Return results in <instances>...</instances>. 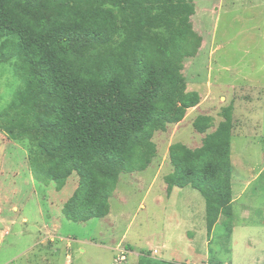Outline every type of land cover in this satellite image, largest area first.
Listing matches in <instances>:
<instances>
[{
    "label": "trees",
    "instance_id": "1",
    "mask_svg": "<svg viewBox=\"0 0 264 264\" xmlns=\"http://www.w3.org/2000/svg\"><path fill=\"white\" fill-rule=\"evenodd\" d=\"M194 14L193 0H0V60L14 62L22 83L0 110V129L36 146L49 180L78 175L67 219L107 216L120 175L145 170L156 132L200 104L183 74L203 42ZM222 115L201 147L170 146L165 178L169 193L190 186L205 198L210 243L222 217L226 242L233 230V105ZM212 122L200 115L194 127L205 133ZM139 264L186 263L149 251Z\"/></svg>",
    "mask_w": 264,
    "mask_h": 264
},
{
    "label": "rangeland",
    "instance_id": "2",
    "mask_svg": "<svg viewBox=\"0 0 264 264\" xmlns=\"http://www.w3.org/2000/svg\"><path fill=\"white\" fill-rule=\"evenodd\" d=\"M193 2L191 22L203 42L196 57L185 59L183 74L201 102L182 122L156 132L157 152L145 170L120 175L107 216L67 219L62 209L78 175L63 185L49 180L36 146L0 129V264H139L149 251L186 264H208L211 256L223 264H264V0ZM21 84L14 62L0 60V110ZM231 104L233 230L226 242L222 217L210 243L202 194L190 186L167 190L169 149L201 147ZM200 115L213 119L205 133L194 127ZM121 251L127 259L120 263Z\"/></svg>",
    "mask_w": 264,
    "mask_h": 264
},
{
    "label": "built area",
    "instance_id": "3",
    "mask_svg": "<svg viewBox=\"0 0 264 264\" xmlns=\"http://www.w3.org/2000/svg\"><path fill=\"white\" fill-rule=\"evenodd\" d=\"M126 260V252L125 251H121V255L117 258L118 262H122Z\"/></svg>",
    "mask_w": 264,
    "mask_h": 264
},
{
    "label": "crops",
    "instance_id": "4",
    "mask_svg": "<svg viewBox=\"0 0 264 264\" xmlns=\"http://www.w3.org/2000/svg\"><path fill=\"white\" fill-rule=\"evenodd\" d=\"M126 259H127V253H126Z\"/></svg>",
    "mask_w": 264,
    "mask_h": 264
}]
</instances>
